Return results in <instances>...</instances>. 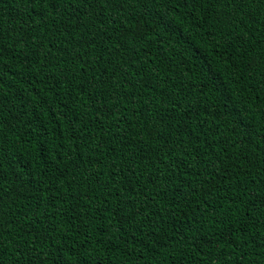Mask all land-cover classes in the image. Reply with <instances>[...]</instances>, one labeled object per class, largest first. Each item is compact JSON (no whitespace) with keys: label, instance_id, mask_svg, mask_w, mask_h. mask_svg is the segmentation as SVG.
<instances>
[{"label":"trees","instance_id":"16d2710c","mask_svg":"<svg viewBox=\"0 0 264 264\" xmlns=\"http://www.w3.org/2000/svg\"><path fill=\"white\" fill-rule=\"evenodd\" d=\"M0 264H264V0H0Z\"/></svg>","mask_w":264,"mask_h":264},{"label":"snow or ice","instance_id":"6c2138e0","mask_svg":"<svg viewBox=\"0 0 264 264\" xmlns=\"http://www.w3.org/2000/svg\"><path fill=\"white\" fill-rule=\"evenodd\" d=\"M60 0H50V3H59Z\"/></svg>","mask_w":264,"mask_h":264}]
</instances>
